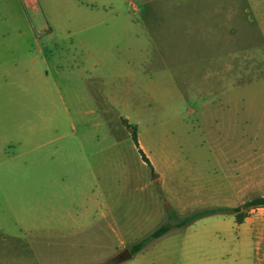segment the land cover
I'll list each match as a JSON object with an SVG mask.
<instances>
[{"label": "rangeland", "instance_id": "374dc122", "mask_svg": "<svg viewBox=\"0 0 264 264\" xmlns=\"http://www.w3.org/2000/svg\"><path fill=\"white\" fill-rule=\"evenodd\" d=\"M94 1L106 5L104 15L102 9L96 14L106 16L107 25L98 24L77 0H38L53 25L48 39L60 42L45 47L46 61L33 64L34 72L47 75L33 76L28 92L15 84L0 88V215H51L54 230L63 224L81 227L96 243L108 245L118 243L116 231L126 225L125 241L108 258L116 264H201L212 232L225 234L227 247L234 246L229 236L234 235L242 249L254 248L264 257L260 207L241 224L231 214L203 217L119 259L123 249L165 220L164 202L186 214L264 195V71L256 76L218 60L224 39L217 42L212 17L206 15L204 29L201 25L204 34L209 26V45L202 35L188 40L184 31L172 29L169 21L178 14L171 7L184 8L187 0ZM193 1L200 6L201 0ZM145 3L158 12L145 14ZM143 20L151 30L143 29ZM98 30L110 35L96 38ZM2 37H14L10 26L0 28ZM78 39L87 50L69 45ZM26 64L6 68L24 82ZM212 98L217 99L209 102ZM122 117L137 125L152 167L141 160ZM152 171L158 177L151 179ZM85 208L97 209L94 219L59 222ZM48 256L52 262L78 257Z\"/></svg>", "mask_w": 264, "mask_h": 264}, {"label": "crops", "instance_id": "0c3cea01", "mask_svg": "<svg viewBox=\"0 0 264 264\" xmlns=\"http://www.w3.org/2000/svg\"><path fill=\"white\" fill-rule=\"evenodd\" d=\"M77 3L83 9L88 10L89 8L90 16L97 18L98 24H108L107 17L103 16L106 13V5L102 1L77 0ZM144 5L145 14L147 11L148 13L149 11L152 13L158 12V9L154 7L147 8L146 3ZM199 5L195 6L193 0H187V5L184 8L178 7V4L177 7H171L170 12L178 14L175 20L171 16L169 21L171 28L173 29V26H176L177 29L184 31V36L188 40L199 39L202 35L209 45V26L206 27L207 34H204L201 25L204 29L205 19L212 17V19L217 20L216 26L213 27L218 30L217 42L220 43L221 38L224 39L222 49L218 48L220 52L218 60L237 63L238 68L236 69L238 71L253 72L256 76L262 75L264 71V0H201ZM98 9L103 10V15L96 14ZM10 13L13 15V21ZM44 14L45 12L39 7L38 0H0V23H2L0 28L6 24L14 32V37L10 39L2 37L0 39V88L15 84L20 89L25 88L28 92V84L32 83L33 76L47 75V72L39 70L34 72L33 64L38 60L37 58H40L43 62L46 61L45 47H47V50L52 46L57 47L60 41H50L48 39L53 25L47 22ZM150 20H153V18ZM143 22V29L145 31L151 30V23L148 24L147 20H143ZM84 29L85 27H82L79 30ZM98 31L95 34L96 38H103L102 36L108 32ZM106 35L110 34L107 33ZM233 39L234 42L231 45L230 40ZM77 42L78 44H76ZM77 42L69 41V45L74 50L76 49L75 45L84 47L87 50L85 40L78 39ZM61 50L64 49L61 48ZM95 61L98 62L97 58ZM20 62L27 63L24 68V82L23 79L18 81L19 76H14L12 70L6 68L8 66L6 63L15 66V63ZM87 67L89 66L85 65L83 69L85 70ZM94 67H91V69ZM228 67L230 68L231 65L228 64ZM2 78L5 81H2ZM23 83H25V86H23ZM215 99L217 98H212L209 102ZM3 148L5 147L3 146ZM43 170L47 174L50 173L49 170ZM27 173L29 175V172ZM27 179H30V176ZM159 204V219H161L163 215L161 201H159ZM95 205L97 209H102L98 199L95 200ZM106 207L108 213L112 215V207L108 201ZM97 209L93 211L94 214L97 213ZM93 212L85 208L84 211H80L79 216L67 214L62 217V219L65 217L66 219L59 222L66 223L70 220L80 222L82 225L84 218L87 220L94 219ZM83 213L85 217H83ZM106 213L105 211L103 215L106 216ZM55 221L56 219L53 216L46 214L40 216L19 215L16 213L0 215V264H96L108 259L114 253L115 246H121L125 241L124 236L129 233L128 227L124 225L119 231H116L120 238L118 243L114 245L111 240V244L108 245L107 240L96 243L97 240L94 241L91 235L86 234L87 231L83 232L81 230V227L79 229L72 227V230L67 229L66 225L63 224V228L56 231L49 224ZM105 235L107 239L108 234H102V236ZM224 236L220 232L207 234L206 237L209 238V241H205V245L202 247L201 264H262L259 261L264 260V257L260 256L259 251L251 247L242 249L240 245L235 243L238 239L234 235H229L231 240H234L230 241V243H234V246L227 247L224 239H222ZM211 238H213L212 243L210 242ZM49 253L54 255L76 253L78 257H71L69 261L63 259L62 262H52L48 256ZM133 256L135 254H132L130 258Z\"/></svg>", "mask_w": 264, "mask_h": 264}, {"label": "trees", "instance_id": "16d2710c", "mask_svg": "<svg viewBox=\"0 0 264 264\" xmlns=\"http://www.w3.org/2000/svg\"><path fill=\"white\" fill-rule=\"evenodd\" d=\"M121 123L128 130L131 140L134 144L135 149L137 150L141 160L148 166L152 167V164L145 154L144 150L141 148L138 140L137 134V125L131 123L127 118L122 117ZM165 211V220L161 222L153 230L139 238L133 244L129 246V250L132 254H136L150 244L153 240L163 236L167 232L175 228H182L187 226L198 219H201L206 216L215 215V214H231L234 216L235 222L240 224L248 216V213L251 209L264 207V195L253 196L244 202L233 205V206H211L195 209L186 214H179L174 208L170 206L167 202L163 203ZM116 258H110L103 262L96 264H116Z\"/></svg>", "mask_w": 264, "mask_h": 264}, {"label": "water", "instance_id": "95a60500", "mask_svg": "<svg viewBox=\"0 0 264 264\" xmlns=\"http://www.w3.org/2000/svg\"><path fill=\"white\" fill-rule=\"evenodd\" d=\"M158 177V173H155L154 171H152V178L151 179H154ZM132 256V253L131 251L129 250V248H125L123 249V251L119 254V259L122 261V260H126V259H129L130 257Z\"/></svg>", "mask_w": 264, "mask_h": 264}]
</instances>
